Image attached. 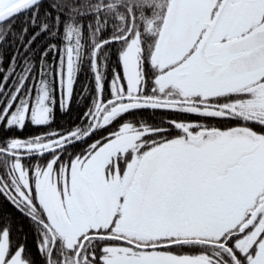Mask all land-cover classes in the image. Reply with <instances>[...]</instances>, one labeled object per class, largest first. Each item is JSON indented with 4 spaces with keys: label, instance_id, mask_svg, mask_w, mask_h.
Listing matches in <instances>:
<instances>
[{
    "label": "snow or ice",
    "instance_id": "6c2138e0",
    "mask_svg": "<svg viewBox=\"0 0 264 264\" xmlns=\"http://www.w3.org/2000/svg\"><path fill=\"white\" fill-rule=\"evenodd\" d=\"M0 264H264V0H0Z\"/></svg>",
    "mask_w": 264,
    "mask_h": 264
},
{
    "label": "trees",
    "instance_id": "16d2710c",
    "mask_svg": "<svg viewBox=\"0 0 264 264\" xmlns=\"http://www.w3.org/2000/svg\"><path fill=\"white\" fill-rule=\"evenodd\" d=\"M9 212H11V209H8ZM16 220H17V226H22L25 230V232L28 231V226H27V222L24 221L21 217H19V215H16ZM29 244L31 246V236H29ZM33 251H35L34 247H33Z\"/></svg>",
    "mask_w": 264,
    "mask_h": 264
}]
</instances>
